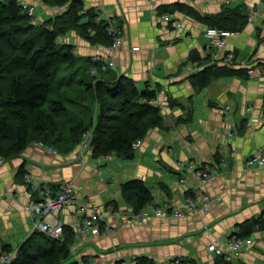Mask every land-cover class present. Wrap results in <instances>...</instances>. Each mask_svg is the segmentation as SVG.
<instances>
[{
  "label": "crops",
  "instance_id": "obj_1",
  "mask_svg": "<svg viewBox=\"0 0 264 264\" xmlns=\"http://www.w3.org/2000/svg\"><path fill=\"white\" fill-rule=\"evenodd\" d=\"M25 1L36 6L40 20L67 9L42 0ZM85 8L99 14V19H115L123 37L113 53L116 68L99 76L123 74L140 90L155 91L162 123L139 139L141 145L134 148L132 157L94 158L89 151L82 160L78 148L59 153L32 141L18 156L4 159L0 164L2 243L19 248L34 233L36 216L28 208L30 203L57 193L68 181L74 183L82 205L106 214L110 209L124 214L134 210L124 201L122 185L139 179L153 197L141 210L148 214L146 222L120 219L113 222L112 233L83 234L78 207L69 205L61 211L57 220L75 232L72 260L133 263L144 255L154 264L174 259L264 264V227L243 231L264 215V169L247 165V159L264 148V74L221 76L203 88L190 77L213 64L206 31L218 27L226 11L241 12L246 23L228 39L225 57L217 65L242 70L264 65V0H85ZM252 10L258 13L250 20ZM164 14L172 15L181 26L166 21ZM65 37L81 60L109 55L106 45L94 44L75 30ZM180 162L185 165L181 167ZM191 162L196 167L206 162L219 166V172L203 185L213 199L210 211L186 218L157 215L158 207L182 206L195 195L199 181L189 167ZM26 174L32 176L33 187ZM45 219L57 222L54 216ZM234 238L242 241L238 248L229 244ZM212 244L221 247L223 255L210 251Z\"/></svg>",
  "mask_w": 264,
  "mask_h": 264
},
{
  "label": "trees",
  "instance_id": "obj_2",
  "mask_svg": "<svg viewBox=\"0 0 264 264\" xmlns=\"http://www.w3.org/2000/svg\"><path fill=\"white\" fill-rule=\"evenodd\" d=\"M42 1L48 6L64 5L67 9L55 17L42 20L37 17L33 21L28 8L19 0H0L1 157L18 156L32 141L59 153L71 152L79 147L88 132L92 133L90 151L94 158L133 153V143L162 123L160 106L153 102L156 92L140 90L134 80L123 74L95 76L93 68L100 73L109 69L103 70L93 57L81 60L72 44L58 41L59 36L75 30L94 44H112L114 36L107 30L110 23L85 9V0ZM245 23L241 12L226 11L220 15L217 25L240 30ZM115 25L120 29L118 23ZM260 67L264 72V65ZM233 75L250 76L246 69L212 64L190 77L196 86L203 88L216 78ZM122 193L134 212L141 211L153 198L151 190L139 179L124 183ZM263 216L260 221L245 225L243 231L250 233L253 228L264 227ZM46 237L48 234L34 232L9 264H82L72 260L75 240L72 227L64 225L62 237L52 240L49 247ZM0 250L13 249L0 239ZM180 261L197 264L193 260ZM120 263L123 261L115 264ZM130 264L154 262L143 255Z\"/></svg>",
  "mask_w": 264,
  "mask_h": 264
},
{
  "label": "built area",
  "instance_id": "obj_3",
  "mask_svg": "<svg viewBox=\"0 0 264 264\" xmlns=\"http://www.w3.org/2000/svg\"><path fill=\"white\" fill-rule=\"evenodd\" d=\"M24 7L28 8L30 15L34 18L33 21H36V6L29 5L28 3L19 0ZM86 9V8H85ZM84 9V11H85ZM258 13L256 10H252L249 17L250 20ZM163 18L168 22H173L175 26H181V23L173 18L170 14H164ZM38 19V18H37ZM116 21L113 19L108 26L109 34L114 36V40L110 46L111 53L107 59H103L101 55H95L93 60L95 62L101 63V68L103 70L115 69L116 63L113 53L119 50L123 37L120 31L116 28ZM239 30H231L216 26H210L207 28L206 36L208 38V47L212 50L213 53V64L218 63L221 59H224L225 52L224 48L227 44V41L230 37L236 36L239 34ZM59 42H67L63 36L58 37ZM103 62V63H102ZM92 72L97 74V69H93ZM264 74L261 67H254L249 69L250 77H258ZM155 103V101H153ZM91 141L92 133L88 132L84 135V139L78 147V155L82 160L86 159V155L91 150ZM141 145V140H137L133 143V148H137ZM53 152H57L56 149L49 147ZM3 162V158L0 156V163ZM179 165L183 167L185 164L180 162ZM247 165L252 168H263L264 169V148L258 150L257 153L251 155L247 159ZM189 167L195 170L199 183L194 188L195 195L189 198L182 206H169V207H158L156 209V214L161 216H173L176 218H186L189 216L197 215L200 213H208L210 211V205L213 202L211 196L203 191V185L211 181L214 177V174L219 172V166L211 163H201L199 167H196L194 162L189 164ZM27 183L33 187L34 180L30 174H26ZM186 179H182V182H185ZM69 205H75L78 207L77 212L82 215L83 220L80 224V232L83 234H100L102 231L112 233L114 228V223L119 221L130 223L138 222L143 223L148 220V214L139 211V212H126L120 214L118 211L110 209L109 213L99 210L97 207H87L82 205L79 202L77 192L75 190V185L72 181L64 183L60 190L55 194H47L44 198L36 200L30 203L29 210L33 212L36 216L35 224L33 227V232H42L53 236L55 238H61L64 232V225L61 221H58L57 218L61 211ZM49 216H54L57 222L51 223L46 221L45 218ZM264 218V216H263ZM112 221V222H111ZM114 222V223H113ZM260 226L257 225V228ZM241 240H236L235 238L229 241L231 247L238 248L241 245ZM208 249L215 252L218 255H223V250L221 247L216 244L209 245ZM15 254H12V251H3L0 253V264H9L14 258ZM230 259V256H227ZM123 261L120 264H130L123 259L118 261ZM82 264H101L100 259L95 260H84L81 261ZM169 264H181L179 259L171 260Z\"/></svg>",
  "mask_w": 264,
  "mask_h": 264
},
{
  "label": "rangeland",
  "instance_id": "obj_4",
  "mask_svg": "<svg viewBox=\"0 0 264 264\" xmlns=\"http://www.w3.org/2000/svg\"><path fill=\"white\" fill-rule=\"evenodd\" d=\"M22 1H24V2H26L25 0H22ZM26 3H28V2H26ZM29 5H31L30 3H28ZM103 20H106V21H108V23H113V18H106V19H103ZM64 37V39L66 40V37L65 36H63ZM110 46L111 45H106V48H107V51H108V53H109V55H110V53H111V49H110ZM109 55H107V57L109 56ZM102 56V55H101ZM107 57H106V59H107ZM102 58L104 59V56H102ZM105 60V59H104ZM103 63V62H102ZM100 66H101V63H100ZM94 69V68H93ZM92 69V70H93ZM95 69H97V68H95ZM93 73V72H92ZM99 73H100V70L98 71V69H97V74H95V75H99ZM94 74V73H93ZM156 104V103H155ZM158 105V104H157ZM161 107V106H160ZM1 156V155H0ZM3 161H4V159H3ZM3 163V162H2ZM2 163H0V164H2ZM25 179H26V177H25ZM55 239V237H53V236H49L48 235V237H46L45 238V243H46V246L47 247H49V246H51V243H52V240H54ZM18 249L19 248H15V249H13L12 250V254H15V256L17 255V251H18ZM4 251V250H3ZM2 250H0V253L1 252H3Z\"/></svg>",
  "mask_w": 264,
  "mask_h": 264
},
{
  "label": "bare ground",
  "instance_id": "obj_5",
  "mask_svg": "<svg viewBox=\"0 0 264 264\" xmlns=\"http://www.w3.org/2000/svg\"><path fill=\"white\" fill-rule=\"evenodd\" d=\"M46 1V0H45ZM72 3V2H71ZM92 5V4H91ZM19 6V5H18ZM64 6V5H63ZM41 10V8H40ZM139 48V47H138ZM109 75V74H108ZM96 76V75H95ZM86 87V86H85ZM80 92V91H79ZM85 92V91H84ZM93 94V93H92ZM86 95V94H85ZM76 99V98H75ZM93 103V102H92ZM96 103V102H95ZM94 104V103H93ZM93 108V107H92ZM100 112V111H99ZM22 159V158H21Z\"/></svg>",
  "mask_w": 264,
  "mask_h": 264
},
{
  "label": "water",
  "instance_id": "obj_6",
  "mask_svg": "<svg viewBox=\"0 0 264 264\" xmlns=\"http://www.w3.org/2000/svg\"><path fill=\"white\" fill-rule=\"evenodd\" d=\"M129 156H131V157H132V156H133V153H130V154H129Z\"/></svg>",
  "mask_w": 264,
  "mask_h": 264
}]
</instances>
